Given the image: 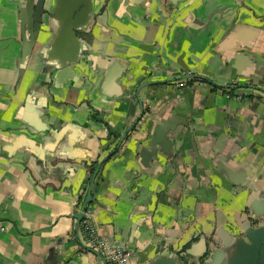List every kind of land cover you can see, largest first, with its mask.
Instances as JSON below:
<instances>
[{
  "label": "crops",
  "instance_id": "1",
  "mask_svg": "<svg viewBox=\"0 0 264 264\" xmlns=\"http://www.w3.org/2000/svg\"><path fill=\"white\" fill-rule=\"evenodd\" d=\"M26 2L0 0V264H104L74 214L111 151L81 214L129 264L264 225V0H92L65 73L46 15L23 60Z\"/></svg>",
  "mask_w": 264,
  "mask_h": 264
},
{
  "label": "water",
  "instance_id": "2",
  "mask_svg": "<svg viewBox=\"0 0 264 264\" xmlns=\"http://www.w3.org/2000/svg\"><path fill=\"white\" fill-rule=\"evenodd\" d=\"M45 1L27 0L21 12L22 22L28 33V36L24 35L23 60L26 59L39 32L43 16L46 15L50 22H56L58 27L47 53L48 56H53L58 60L62 66V72L65 73L69 70V64L75 62L80 55L82 45L76 36V31L86 26L92 8V0H55L51 12L47 13L44 10ZM129 130L130 128L127 129V132ZM125 136L126 133L120 136L117 147ZM111 153L112 151L106 154L94 167L84 201L79 211L74 214L76 225L79 224L81 211L84 210L87 203L94 202L91 195L94 179L100 166ZM241 235L243 236H226L223 250L216 249L212 254L206 252L205 256L209 260L207 264H264V225L254 227L250 224L246 225L242 229ZM150 264H188V261L184 259V256L181 258L158 256ZM196 264L202 263L198 260Z\"/></svg>",
  "mask_w": 264,
  "mask_h": 264
},
{
  "label": "built area",
  "instance_id": "3",
  "mask_svg": "<svg viewBox=\"0 0 264 264\" xmlns=\"http://www.w3.org/2000/svg\"><path fill=\"white\" fill-rule=\"evenodd\" d=\"M77 230L83 243L103 257L104 264H129L131 254L120 244L111 242L102 236L92 225L89 212L81 214Z\"/></svg>",
  "mask_w": 264,
  "mask_h": 264
},
{
  "label": "trees",
  "instance_id": "4",
  "mask_svg": "<svg viewBox=\"0 0 264 264\" xmlns=\"http://www.w3.org/2000/svg\"><path fill=\"white\" fill-rule=\"evenodd\" d=\"M113 155V154H112ZM111 155V156H112ZM110 156V157H111ZM109 158V157H108ZM96 164H97V162H94V163H92L91 165H90V174H92V172H93V170H94V167L96 166ZM83 199H82V197H80L79 198V202H81Z\"/></svg>",
  "mask_w": 264,
  "mask_h": 264
},
{
  "label": "rangeland",
  "instance_id": "5",
  "mask_svg": "<svg viewBox=\"0 0 264 264\" xmlns=\"http://www.w3.org/2000/svg\"><path fill=\"white\" fill-rule=\"evenodd\" d=\"M251 226L252 227H254V226H256V224H251ZM235 236H237V237H242L243 235H241V233H239V234H236ZM209 253V252H208ZM208 255V254H207ZM207 257V256H206ZM204 260H205V258H204ZM203 264V263H202Z\"/></svg>",
  "mask_w": 264,
  "mask_h": 264
}]
</instances>
